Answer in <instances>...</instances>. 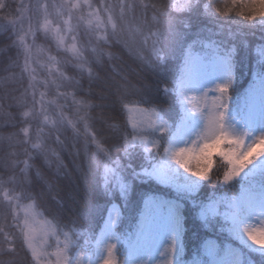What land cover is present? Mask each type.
I'll return each mask as SVG.
<instances>
[{
  "label": "snow or ice",
  "instance_id": "6c2138e0",
  "mask_svg": "<svg viewBox=\"0 0 264 264\" xmlns=\"http://www.w3.org/2000/svg\"><path fill=\"white\" fill-rule=\"evenodd\" d=\"M41 12L0 61V264H264V0Z\"/></svg>",
  "mask_w": 264,
  "mask_h": 264
},
{
  "label": "trees",
  "instance_id": "16d2710c",
  "mask_svg": "<svg viewBox=\"0 0 264 264\" xmlns=\"http://www.w3.org/2000/svg\"><path fill=\"white\" fill-rule=\"evenodd\" d=\"M46 3V2H52V0H0V61H3L4 63H7L8 58L11 56L15 58L17 49L16 48H8V45L11 44L12 40H15L17 37L16 35H12L11 40L9 39V34L12 29H15L17 33L21 30V28L24 26L25 29L28 27L29 21L28 16H32V23L35 24L37 27L40 23L44 20L43 13H39L38 15H32V13H28V5L29 4H36V3ZM56 2H59V0H56ZM98 2V0H93L94 5ZM106 2L115 3L116 0H106ZM219 2L222 4L223 0H219ZM49 19H52V16L48 17ZM67 18V17H65ZM44 33L40 32V38L35 41V44L37 46V49H43V54H41L37 49L33 50V60L35 63H33L32 67L36 68L37 71L34 73L36 75L37 81L42 82L45 78L47 67H41V65H46V60L48 55L55 54L50 53L47 51L48 44L43 39ZM28 43H32V37H28ZM114 52L119 53L120 48L114 47L112 49ZM145 55H147V51H145ZM125 60H127L128 65L130 67L127 68V71L129 73L130 79H133L135 81L136 79V72H134L132 69L137 68V65L133 63L131 60H128L127 55L125 54ZM23 60V56L21 55V62ZM107 63V62H106ZM138 70V69H137ZM2 74V73H0ZM150 78H155L153 74L149 73ZM27 78L25 80V84H27ZM242 84L246 86L247 80L242 78ZM63 90V89H61ZM39 91H45L43 87H39ZM18 94V93H17ZM39 95V92L37 93ZM0 103L3 104V108L5 112L9 111V105H12L13 107L10 109L13 113L17 111V109L14 106V101L11 98V95H9L6 98L0 97ZM3 119H8L7 116H5ZM3 133L7 134L10 131H14L12 128H4L0 129ZM7 147L4 148L3 151H0V158L4 157L5 152H7ZM34 163L39 164L40 161H34ZM7 175V173H5ZM65 186H68V182L65 181ZM72 188L75 187V184L71 185ZM193 255V238L191 235H189V239L186 242V248H185V259L192 258Z\"/></svg>",
  "mask_w": 264,
  "mask_h": 264
},
{
  "label": "rangeland",
  "instance_id": "374dc122",
  "mask_svg": "<svg viewBox=\"0 0 264 264\" xmlns=\"http://www.w3.org/2000/svg\"><path fill=\"white\" fill-rule=\"evenodd\" d=\"M61 239H62V237H61ZM51 243L54 245V244H55V240L53 239V240L51 241ZM49 250H52V249H49Z\"/></svg>",
  "mask_w": 264,
  "mask_h": 264
}]
</instances>
